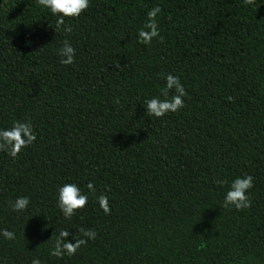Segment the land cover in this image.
<instances>
[{"label":"trees","instance_id":"16d2710c","mask_svg":"<svg viewBox=\"0 0 264 264\" xmlns=\"http://www.w3.org/2000/svg\"><path fill=\"white\" fill-rule=\"evenodd\" d=\"M256 2L90 0L65 20L66 33L36 0H0V129L27 120L37 135L15 160L0 151V230L16 236L0 235V264H264V0ZM155 6L164 39L145 46L138 30ZM64 40L76 50L72 65L57 55ZM166 74L184 85L185 107L149 118L144 101L165 98ZM247 175L252 206L223 208L231 182ZM89 182L95 195L66 220L58 188L88 193ZM21 196L27 210L12 212ZM62 229L73 243L80 229L97 236L57 259L49 251Z\"/></svg>","mask_w":264,"mask_h":264},{"label":"clouds","instance_id":"9594fccd","mask_svg":"<svg viewBox=\"0 0 264 264\" xmlns=\"http://www.w3.org/2000/svg\"><path fill=\"white\" fill-rule=\"evenodd\" d=\"M36 3L42 8L47 9L56 19L55 31L63 30L70 33L72 28L65 24L66 19H76L81 16L90 6V0H36ZM245 6H253L258 8L259 3L256 0H243ZM162 11L159 6H155L147 12V19L142 28L138 30L137 42L145 46H150L153 39L159 38L163 42V37L160 36L157 16ZM28 43H31L29 41ZM62 47L57 50V55L60 57V63L63 65H72L75 62V48L68 40L62 42ZM119 68V65H115ZM166 83L160 89V96L152 97L144 101L145 116L149 118L160 119L169 113L178 112L185 107L184 97L187 96L184 85L180 82L178 76L172 74L163 75ZM170 96V93L173 92ZM231 99V97H229ZM119 104L120 101L116 100ZM37 135L33 130V125L30 121L21 122L13 121L12 126L8 129H0V151L5 152L9 157L15 160L22 150L28 148L36 141ZM217 184H224L227 181L217 180ZM254 186V178L251 175L237 177L234 179L229 189L224 195L222 207L225 209L235 208L237 211H243L252 206L248 192ZM88 193L81 191L80 187L75 183H65L58 188L57 191V207L66 220H71L77 212L86 208L89 201V194L95 195L96 188L93 182L87 184ZM96 201L103 210L105 215L111 214L109 198L105 194H100L96 197ZM30 203L29 197L21 196L15 201H10V210L12 212H25ZM82 236L73 237L74 243L68 241L69 231L62 229L53 241V246L49 251L51 257L62 259L64 256H74L78 249L86 246L89 239L95 240L97 233L92 229H80ZM6 240H15L16 236L13 231L8 229L0 230ZM31 264H41L39 258H34Z\"/></svg>","mask_w":264,"mask_h":264}]
</instances>
